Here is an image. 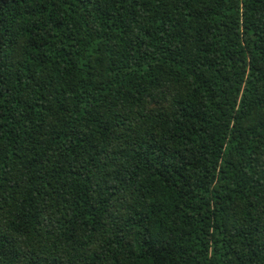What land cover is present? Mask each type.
Returning <instances> with one entry per match:
<instances>
[{"label": "trees", "instance_id": "obj_1", "mask_svg": "<svg viewBox=\"0 0 264 264\" xmlns=\"http://www.w3.org/2000/svg\"><path fill=\"white\" fill-rule=\"evenodd\" d=\"M0 264H264V0H0Z\"/></svg>", "mask_w": 264, "mask_h": 264}]
</instances>
